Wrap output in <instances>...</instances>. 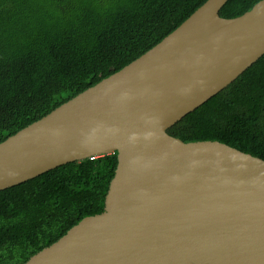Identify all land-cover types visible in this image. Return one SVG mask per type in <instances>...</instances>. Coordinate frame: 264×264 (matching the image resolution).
<instances>
[{"label":"water","instance_id":"95a60500","mask_svg":"<svg viewBox=\"0 0 264 264\" xmlns=\"http://www.w3.org/2000/svg\"><path fill=\"white\" fill-rule=\"evenodd\" d=\"M226 2L0 142V190L118 157L105 210L23 264H264V159L167 132L264 54V0L236 17Z\"/></svg>","mask_w":264,"mask_h":264},{"label":"trees","instance_id":"16d2710c","mask_svg":"<svg viewBox=\"0 0 264 264\" xmlns=\"http://www.w3.org/2000/svg\"><path fill=\"white\" fill-rule=\"evenodd\" d=\"M206 0H0V142L138 58ZM260 0H227L236 17ZM264 159V54L167 129ZM117 152L0 190V264H23L101 213Z\"/></svg>","mask_w":264,"mask_h":264},{"label":"built area","instance_id":"2783aa9c","mask_svg":"<svg viewBox=\"0 0 264 264\" xmlns=\"http://www.w3.org/2000/svg\"><path fill=\"white\" fill-rule=\"evenodd\" d=\"M97 156H98V155L90 156V158L93 159V158H95V157H97Z\"/></svg>","mask_w":264,"mask_h":264}]
</instances>
